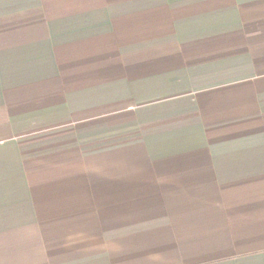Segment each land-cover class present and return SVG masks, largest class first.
I'll list each match as a JSON object with an SVG mask.
<instances>
[{
  "label": "crops",
  "instance_id": "obj_1",
  "mask_svg": "<svg viewBox=\"0 0 264 264\" xmlns=\"http://www.w3.org/2000/svg\"><path fill=\"white\" fill-rule=\"evenodd\" d=\"M0 264H264V0H0Z\"/></svg>",
  "mask_w": 264,
  "mask_h": 264
}]
</instances>
